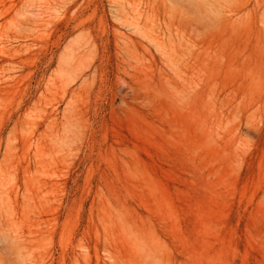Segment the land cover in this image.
<instances>
[{
  "label": "rangeland",
  "instance_id": "rangeland-1",
  "mask_svg": "<svg viewBox=\"0 0 264 264\" xmlns=\"http://www.w3.org/2000/svg\"><path fill=\"white\" fill-rule=\"evenodd\" d=\"M0 264H264V0H0Z\"/></svg>",
  "mask_w": 264,
  "mask_h": 264
}]
</instances>
